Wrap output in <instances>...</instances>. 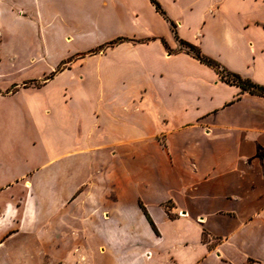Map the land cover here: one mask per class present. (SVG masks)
Wrapping results in <instances>:
<instances>
[{
  "label": "crops",
  "instance_id": "crops-1",
  "mask_svg": "<svg viewBox=\"0 0 264 264\" xmlns=\"http://www.w3.org/2000/svg\"><path fill=\"white\" fill-rule=\"evenodd\" d=\"M158 1L176 32L143 0L144 26L113 35L144 42L24 97L31 132L0 147V264H264V96L178 43L264 85V0Z\"/></svg>",
  "mask_w": 264,
  "mask_h": 264
},
{
  "label": "rangeland",
  "instance_id": "rangeland-1",
  "mask_svg": "<svg viewBox=\"0 0 264 264\" xmlns=\"http://www.w3.org/2000/svg\"><path fill=\"white\" fill-rule=\"evenodd\" d=\"M156 1L167 19L152 4L154 9L176 32L177 23ZM142 4L143 0H0V97L4 96L0 99V147L31 132L32 125L21 110L25 96L48 97L53 94L52 84H47V89L43 86L58 72L74 64H103V55H111L112 61L110 51L119 44L144 42L141 35H113L144 26L138 10ZM220 31L209 35H219ZM119 37L126 40L108 45ZM41 87L30 95L23 90ZM11 159L14 153L6 158L0 152L3 162Z\"/></svg>",
  "mask_w": 264,
  "mask_h": 264
},
{
  "label": "trees",
  "instance_id": "trees-1",
  "mask_svg": "<svg viewBox=\"0 0 264 264\" xmlns=\"http://www.w3.org/2000/svg\"><path fill=\"white\" fill-rule=\"evenodd\" d=\"M150 1L152 4L155 5V8L157 9V11H159L167 19V16L164 14V11L161 9L159 3L156 0H150ZM170 23L172 27L175 26L172 21H170ZM125 40H126L125 38L119 37L111 41L108 45L114 46ZM163 43L168 49V52L170 54L173 53V50L170 49L166 41L163 40ZM180 50H183L189 53L190 55H192L193 57H195L202 63L215 69V71L219 74L221 79L224 80L225 82L229 84L238 85L242 88L243 91H248L250 93L264 96V85H259L255 83L253 80H251L250 78H246V77L241 76L240 74L229 71L219 61L202 53L201 49L198 46H195L185 41H180ZM89 53H94V51H90ZM144 211L149 221L153 224L145 208H144Z\"/></svg>",
  "mask_w": 264,
  "mask_h": 264
}]
</instances>
